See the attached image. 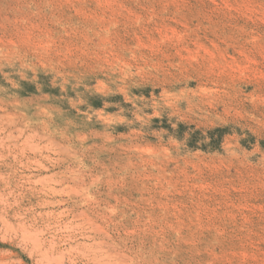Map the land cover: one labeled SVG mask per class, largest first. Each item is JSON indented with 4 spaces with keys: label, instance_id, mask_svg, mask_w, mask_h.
Instances as JSON below:
<instances>
[{
    "label": "rangeland",
    "instance_id": "1",
    "mask_svg": "<svg viewBox=\"0 0 264 264\" xmlns=\"http://www.w3.org/2000/svg\"><path fill=\"white\" fill-rule=\"evenodd\" d=\"M0 264H264V0H0Z\"/></svg>",
    "mask_w": 264,
    "mask_h": 264
},
{
    "label": "trees",
    "instance_id": "2",
    "mask_svg": "<svg viewBox=\"0 0 264 264\" xmlns=\"http://www.w3.org/2000/svg\"><path fill=\"white\" fill-rule=\"evenodd\" d=\"M212 131H216L218 133V139L221 138V136H222V134L224 132L223 128H220V127H217L215 129H213Z\"/></svg>",
    "mask_w": 264,
    "mask_h": 264
}]
</instances>
